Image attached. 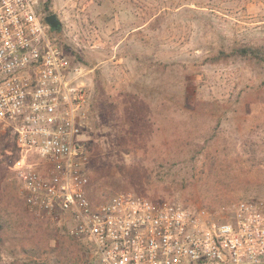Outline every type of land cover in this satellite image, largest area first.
I'll list each match as a JSON object with an SVG mask.
<instances>
[{"label":"rangeland","instance_id":"rangeland-1","mask_svg":"<svg viewBox=\"0 0 264 264\" xmlns=\"http://www.w3.org/2000/svg\"><path fill=\"white\" fill-rule=\"evenodd\" d=\"M48 5V9L46 6ZM54 35L92 70L89 195L192 209L264 203V0H44ZM260 57L213 63L221 50ZM0 136V264H92L83 241L31 211Z\"/></svg>","mask_w":264,"mask_h":264},{"label":"built area","instance_id":"built-area-1","mask_svg":"<svg viewBox=\"0 0 264 264\" xmlns=\"http://www.w3.org/2000/svg\"><path fill=\"white\" fill-rule=\"evenodd\" d=\"M44 0H0V136L27 207L65 222L92 264H264V203L192 209L132 192L89 195L92 70L70 59Z\"/></svg>","mask_w":264,"mask_h":264},{"label":"trees","instance_id":"trees-1","mask_svg":"<svg viewBox=\"0 0 264 264\" xmlns=\"http://www.w3.org/2000/svg\"><path fill=\"white\" fill-rule=\"evenodd\" d=\"M46 8L48 9V5L46 6ZM60 30H61V27L58 29L51 28L52 36L56 35L57 32H59ZM258 53H259L258 50H255L249 47L234 48L229 52L225 50H221L216 56H214L211 59V61H213V63H221V62H227V61H230L231 59L239 58V57H244V58L255 57L256 58V57H260ZM5 230H6V225L0 218V242H4V239L1 237V234L4 233Z\"/></svg>","mask_w":264,"mask_h":264},{"label":"water","instance_id":"water-1","mask_svg":"<svg viewBox=\"0 0 264 264\" xmlns=\"http://www.w3.org/2000/svg\"><path fill=\"white\" fill-rule=\"evenodd\" d=\"M45 21L52 29H58L62 26V22L57 18V15L55 14L46 16Z\"/></svg>","mask_w":264,"mask_h":264}]
</instances>
